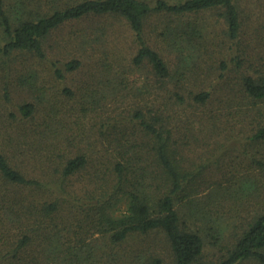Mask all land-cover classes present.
I'll use <instances>...</instances> for the list:
<instances>
[{
  "label": "trees",
  "instance_id": "obj_1",
  "mask_svg": "<svg viewBox=\"0 0 264 264\" xmlns=\"http://www.w3.org/2000/svg\"><path fill=\"white\" fill-rule=\"evenodd\" d=\"M212 11L222 20L231 48L239 49L243 21L238 0H0V212L12 221L10 234L7 227L0 232L11 238L0 247V264H113L118 246L150 236L170 250V264H264V206L244 223L234 213L226 225L230 219L217 195L231 182L254 195L264 179L229 172L223 184L206 165L193 170L188 142L178 137L166 114L171 93L159 98L158 92L149 105L138 103L112 115L110 97L125 87L124 73L117 72L96 100L86 95L80 109L66 80L81 62L56 59L47 45L55 32L73 23H124L136 46L133 68L146 70L161 87L176 79L183 90L184 77L212 80L218 72L213 90L187 87L191 104L205 114L219 89L232 84V70L244 62L240 55L225 60L223 54L212 62L197 61L204 59L197 57L202 43L197 41L206 38L208 22L193 18ZM153 33L166 41L167 49L180 46L175 68L151 44ZM239 81L253 106L264 104L262 71H247ZM262 109L251 108L262 115L248 137L256 145L264 143ZM231 115L226 127L245 129L249 115L240 121ZM201 191L204 199H199L222 208L221 215L218 208L213 214L199 208ZM195 215H203L200 228ZM231 228L229 247L208 260L209 246H218ZM139 259L168 264L156 251Z\"/></svg>",
  "mask_w": 264,
  "mask_h": 264
},
{
  "label": "rangeland",
  "instance_id": "obj_2",
  "mask_svg": "<svg viewBox=\"0 0 264 264\" xmlns=\"http://www.w3.org/2000/svg\"><path fill=\"white\" fill-rule=\"evenodd\" d=\"M238 5L243 21V33L239 49H237L238 45L235 48H231V45L226 40L224 24L220 18L218 19L216 12H208L193 18L194 20L195 18L196 20L198 19V21L200 19L198 24H203L204 20L208 22L205 23L208 41L205 36L202 39L203 41H197L202 42L199 45L197 57L202 55L204 59L200 61L196 57L197 61L201 63L205 61L212 62V60H215L221 54L223 55L220 58L223 59L225 57V60H229L236 55H240L244 59L240 68L242 71L236 73L240 70H232L231 75L234 76L230 77L233 78L231 80L232 84L225 87V89H219L221 92L217 91L218 94L209 105L208 111L210 112L205 114L191 104L189 96H187V87H194L196 89L201 86L202 88L213 90L214 87H217V80H219L218 72L211 76L212 80L202 78L193 80L192 76L190 79H185L184 77L183 80L186 85L183 90L179 87L176 79L161 87L162 85H159L148 77L149 74L146 70H136L133 68L131 61L132 56L136 52V46L133 42L134 39L131 31L124 23L114 22L113 26L110 27L98 19L73 23L55 32L47 42V45L51 51L50 53L56 59L62 61L77 59L81 62L80 69L69 74L66 80V85L76 95L75 100L73 99L74 101H72H79L80 109L86 106L84 99L87 98L86 95H94V99L96 100V97H99L100 90L108 89L113 84V77L117 72V74L124 73V78H126L125 87H119L117 92L110 97L109 106L111 114L113 113L112 115H121L123 111H130L138 103L149 105L158 92L161 94L159 98H164L163 96L171 93V95H168L170 98L165 99V103L169 104L166 114L171 121L174 120L172 122L173 126H176L178 133H180L178 137L188 142V158L192 162L193 170L206 165L212 170L209 174L212 177L221 178L220 182L223 184L226 181L225 175L229 172L235 173L245 179L252 178L253 176L264 179V172H262L264 169L261 165L262 161L264 162V143L256 145L248 138L252 134V131L260 126L262 120L261 113L258 110H251V108H264V104L260 103L258 106H253L251 101L244 97L239 81L242 74H245L247 71L256 73L258 70L264 74V0H238ZM104 27L108 29L103 30ZM100 36L103 37V40H99L98 37ZM151 36V44L155 48L161 49V53L170 66L175 68L174 66L178 62L177 57L180 46L173 50L167 49L166 41L164 42L161 36L155 35V33ZM181 49L183 50V48ZM117 59L119 61L115 64ZM188 62H191V60ZM191 64L195 63L191 62ZM120 77L121 75L118 79ZM202 77L205 76L203 75ZM212 84L215 86L211 87L210 85ZM174 92L182 96L184 95L187 100L182 101L181 99H177V96H174ZM140 94L144 95L139 96ZM62 100L64 101V99ZM89 100L92 102L91 99ZM113 110L117 111L113 112ZM240 113L241 116H239ZM231 114L235 116V120L240 118L238 121L249 115L245 129L241 128V125H236L233 129L226 127L227 124H224V121H228L226 118H232ZM202 117H204V120ZM210 164L215 165L213 167ZM206 174L207 171L205 172ZM213 181H209L208 183H212L211 185H213ZM261 182L263 184H261L260 192L254 193V195L248 194L240 184L237 185L239 182L224 184L228 188L217 192L219 198L218 204L221 203L220 207L225 210L223 212L230 219L226 221V225L233 222L231 220L235 214L239 216L238 221L244 223L251 218L256 208L264 206V181ZM199 193L197 198L204 199V192L201 191ZM218 198H213L212 200L216 201ZM213 201L211 203H214ZM200 202L201 204L197 205L205 211V214H213L217 208L219 210L222 209L218 206L215 208V205L214 207L211 206L208 201L200 200ZM241 210H244V212ZM184 211L190 216L191 213H188V209L185 208ZM193 211L196 212L197 210ZM223 212L221 210L217 213L221 215ZM5 213L4 210L0 212V219H3L0 223V232H4L7 227L6 231L10 234L12 232V227L10 226L12 221L7 219ZM202 216L195 215L197 228L205 224V221H202ZM233 234L234 229L231 228L227 232L225 239L220 240L218 246H209L207 249L208 260H213V256L215 255L219 257L225 248L229 247V244L233 240ZM9 241H11V238H9L7 233L6 235L0 233V247L4 248ZM106 246V244H103V247ZM102 249L108 250V248ZM106 250L101 251L104 252ZM115 251L118 255L116 254L117 258L113 264H145L139 259V256L144 257L153 251L161 252L166 263L170 264L168 262L171 257L170 250L166 245H161L160 239H155L153 236L149 238L138 237L135 240L130 239L123 245L118 246ZM36 254L38 255L37 251ZM136 255H139L138 258L135 257ZM12 264H17L16 260ZM249 264L256 263L252 262Z\"/></svg>",
  "mask_w": 264,
  "mask_h": 264
}]
</instances>
